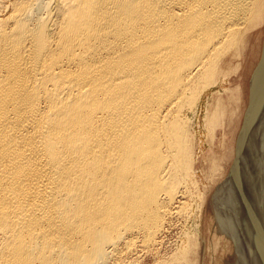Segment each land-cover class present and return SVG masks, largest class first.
Segmentation results:
<instances>
[{"label":"bare ground","instance_id":"1","mask_svg":"<svg viewBox=\"0 0 264 264\" xmlns=\"http://www.w3.org/2000/svg\"><path fill=\"white\" fill-rule=\"evenodd\" d=\"M263 28L264 0H0V264H191L199 113L233 134ZM256 67L203 175L232 161L210 204L236 264H264V40Z\"/></svg>","mask_w":264,"mask_h":264},{"label":"rangeland","instance_id":"2","mask_svg":"<svg viewBox=\"0 0 264 264\" xmlns=\"http://www.w3.org/2000/svg\"><path fill=\"white\" fill-rule=\"evenodd\" d=\"M263 40H264V28H263V34L261 36H259V37L254 36L253 39L250 40V46L247 50V53H246V56H245V59L243 62L244 65H242L243 66L242 69L238 71L239 74L237 73V74H235L236 76H234V74H232L229 71L231 73L230 74L231 77L229 76L231 79L229 78L227 85L225 84L223 89H222V90H224L225 88H227L226 90H228L227 93L229 95L230 92L233 94L234 90H237L236 87L238 85H239L238 87L241 88L240 100H239V103L237 105L238 109H237L236 113H234V114H238V116L236 117V120H237L236 122L238 123V125H237L236 129L233 130L235 133L234 132H233V134L229 133L224 137L223 134L221 133V128L218 126H216L214 129L208 128L207 132H205V131L203 132L201 129L199 130L198 128H200V126L203 125V115H204L202 111H201V113H199L200 116L198 119V123L196 125V131L197 132L195 131V133H197V139L199 140L198 141V144H199L198 154L201 157V158H199V170L197 172V175H198L197 180L199 183V191L201 192L200 196L202 195V193L204 195H202L203 197L201 196L203 198V200L201 199L203 202L200 200L202 203L199 200H194V201H196V203L191 202L190 203L191 206L189 207L190 212L192 211L191 213L193 214V216L195 215L194 216L195 218L194 217L192 218V222L193 221L194 222L193 223L190 222L188 224L187 229L185 230V233L186 232L190 233L189 231H191V233H190L191 234V240L195 245H197L196 247L194 246L192 248L193 252L196 251L195 252L196 256L194 259L191 260L192 261L191 264H194V262H195V264H236L237 263V259H236L237 257L235 255V252L233 250V246L231 245V243L220 241L219 243L215 244V241L213 240L212 234L214 232V226L212 225V222H211L212 221L211 217H213V211L211 209V204H210L211 203V196L213 195L214 189H217V187H219L220 183L221 182L223 183L228 178L229 166H231L232 161L231 162L229 161L230 163L223 161L224 163L222 162L220 164V165H222L223 175L221 177H218V178L216 177L215 178L216 181L214 183L210 182L208 180H205L206 178L203 175H204L205 171L209 172L210 159L212 158V155L214 157H217V159L222 160V158L225 155L224 153L228 152L231 145L233 146L235 139H236V144L234 145V148H236L237 139L241 134V130H242L244 122H245L244 116L242 117L241 115L246 114L248 111L249 94H250V87H251L250 81L252 80V73H253L254 69L257 68L256 66L259 65V60L262 56ZM226 72H228V71H226ZM225 95H226V93H225ZM213 105L216 107L217 106L216 102H214ZM218 107L219 106H217V110H218ZM228 109L226 108L225 114H228V113L231 114V111H229ZM221 121H223V119ZM234 128H235V126H234ZM211 129H213L214 131L213 130L211 131ZM209 131L213 132L215 134V136L214 135L211 136V134H210L211 132H209ZM205 134H207V135H205ZM222 140L226 143V146H225L226 148L223 147V149H221L219 147L220 144H222V142H223ZM212 144H215L214 147ZM198 203H200L201 205H198ZM201 210H202V212H201ZM194 211H196V212H194ZM200 218H201V220H200ZM198 225H199V227H198ZM191 228H192V230H191ZM171 233H170V238L168 236L164 242L165 248H163L164 250L162 249V252H163L162 255H166L168 253V251L171 250V248L173 247L171 245L174 244V241L176 238V232L173 229V231H171ZM197 237H198V239H197ZM169 242H170V244H169ZM168 245L170 247H167ZM166 248H168V249L170 248V249L166 250ZM215 249H217V250H215ZM145 260H146V264L152 263L151 259H149V260L145 259Z\"/></svg>","mask_w":264,"mask_h":264}]
</instances>
